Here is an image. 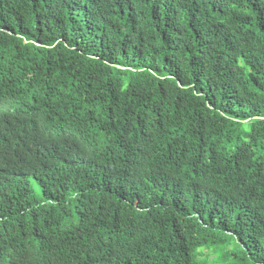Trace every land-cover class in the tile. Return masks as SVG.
<instances>
[{
    "label": "trees",
    "instance_id": "16d2710c",
    "mask_svg": "<svg viewBox=\"0 0 264 264\" xmlns=\"http://www.w3.org/2000/svg\"><path fill=\"white\" fill-rule=\"evenodd\" d=\"M0 264H264V0H0Z\"/></svg>",
    "mask_w": 264,
    "mask_h": 264
},
{
    "label": "rangeland",
    "instance_id": "374dc122",
    "mask_svg": "<svg viewBox=\"0 0 264 264\" xmlns=\"http://www.w3.org/2000/svg\"><path fill=\"white\" fill-rule=\"evenodd\" d=\"M33 187L36 189L37 193L40 195L41 194V190H40L38 184L35 181H33ZM206 252H208V251L206 250Z\"/></svg>",
    "mask_w": 264,
    "mask_h": 264
}]
</instances>
